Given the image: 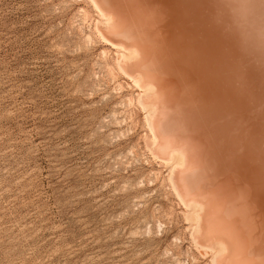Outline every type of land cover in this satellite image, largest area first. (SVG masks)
Instances as JSON below:
<instances>
[{"label": "rangeland", "instance_id": "rangeland-1", "mask_svg": "<svg viewBox=\"0 0 264 264\" xmlns=\"http://www.w3.org/2000/svg\"><path fill=\"white\" fill-rule=\"evenodd\" d=\"M99 1L0 0V264H264V0ZM166 114L181 128L163 132ZM214 213L237 241L216 237Z\"/></svg>", "mask_w": 264, "mask_h": 264}, {"label": "bare ground", "instance_id": "bare-ground-1", "mask_svg": "<svg viewBox=\"0 0 264 264\" xmlns=\"http://www.w3.org/2000/svg\"><path fill=\"white\" fill-rule=\"evenodd\" d=\"M174 1H176V0H174ZM180 1V0H179ZM98 2H101V1H99L98 0ZM174 3H176V6H178V4H177V1L176 2H174ZM186 3V2H185ZM184 4V3H183ZM94 5V4H93ZM99 5H101V4H99ZM156 6H158V5H156ZM204 6V5H203ZM103 7V5H101V8ZM179 7V6H178ZM176 8V7H175ZM187 8V7H186ZM186 8H185V10H186ZM189 8L191 9V7L189 6ZM188 8V9H189ZM106 9V12H107V10L109 11V8H105ZM104 8H103V11L105 10ZM180 9H181V7H180ZM111 10V9H110ZM173 10H175V9H173ZM173 10H171V11H173ZM182 10V9H181ZM181 10H179V11H181ZM115 11V10H114ZM178 11V12H179ZM191 11V10H190ZM189 11V12H190ZM206 11H209V10H206ZM111 12V11H110ZM174 12H176V11H174ZM113 13V12H112ZM206 13V12H205ZM113 14H115V13H113ZM176 14V13H175ZM193 14V13H192ZM204 14V13H203ZM208 14V13H207ZM120 15V14H119ZM118 15V16H119ZM177 15V14H176ZM182 15V14H181ZM124 16V15H123ZM174 16V15H173ZM184 16V15H183ZM204 16H206V15H204ZM203 16V17H204ZM120 17V16H119ZM176 17V16H175ZM122 18H124V17H122ZM126 18V17H125ZM161 18V17H160ZM177 18H178V16H177ZM179 18H181V16L179 17ZM113 19V18H112ZM187 19V18H186ZM121 20V19H120ZM128 20V19H127ZM127 20H125L124 19V22L125 21H127ZM188 20H191V19H188ZM107 21V20H106ZM178 21H179V19H178ZM183 22H184V20H182ZM194 22H198V21H195V20H193ZM192 21V22H193ZM204 21H206L205 19H204ZM177 22V21H176ZM186 22H188V21H186ZM185 22V23H186ZM201 22V21H200ZM122 23V22H121ZM173 23V22H172ZM181 23V22H180ZM109 24V23H108ZM126 24V23H125ZM200 25H201V23H199ZM184 26H187V25H184ZM194 26H196L195 24H194ZM210 26V25H209ZM110 27V26H109ZM156 27V26H155ZM180 27H182L183 28V26H182V24L180 25ZM197 28H198V26H196ZM176 29L178 28V27H175ZM186 28H188V27H186ZM192 28H194V27H192ZM201 28L199 27L198 28V31L200 30ZM192 30H195V29H192ZM187 31V30H186ZM176 32V31H175ZM190 32V31H189ZM115 33L117 34V35H119V36H121V37H123L124 39H136L137 38V34L139 33V28L137 27V26H130V27H128V26H124V27H121V29L119 28H115ZM190 33H192V32H190ZM196 33V32H195ZM116 34H114L115 36H116ZM189 34V33H188ZM202 34V33H201ZM180 35H183L182 33H180ZM199 36V35H198ZM109 37V36H108ZM187 37V36H186ZM225 37V36H224ZM110 38V37H109ZM264 38V37H263ZM262 38V39H263ZM110 39H112L113 40V38H110ZM120 38H118V40H119ZM122 40V39H121ZM185 40V39H184ZM111 41V40H110ZM114 41V40H113ZM122 42H124V43H122L123 45H128V43H132V41L131 42H125L124 40H122ZM125 43H127V44H125ZM184 43H185V41H184ZM188 43V42H187ZM192 43V42H191ZM206 43V42H205ZM220 44L222 43V42H219ZM118 44V43H117ZM179 44V43H178ZM223 44H224V42H223ZM131 45V44H130ZM133 45H137V43L136 44H133ZM132 45V46H133ZM145 45V44H144ZM147 45V44H146ZM173 45V44H172ZM192 45V44H191ZM239 45V44H238ZM142 46V45H141ZM203 45H201V47H202ZM204 46H206V45H204ZM134 47V46H133ZM170 47V46H169ZM128 48V47H127ZM137 48H139V46L137 47ZM143 48V47H142ZM164 48H166V47H164ZM203 48V47H202ZM208 48V47H207ZM146 48H144V50H145ZM189 49V48H188ZM211 49V48H210ZM227 49V48H226ZM237 49V48H236ZM141 49H139V51H140ZM147 50V49H146ZM145 50V51H146ZM181 50V49H180ZM212 50H214V49H212ZM145 51H141V53H144ZM177 51V50H176ZM207 51H209V50H207ZM147 52H148V50H147ZM146 52V53H147ZM163 52V51H162ZM203 51H201V53H202ZM214 52V51H213ZM216 52H217V50H216ZM227 52H229V51H227ZM120 53V52H119ZM139 53V52H138ZM140 53V54H141ZM146 53H144V56H148V54H150V53H148V54H146ZM207 52H204V54H206ZM212 53V52H211ZM220 53H222V52H220ZM167 54V53H166ZM179 54V53H178ZM186 54V53H185ZM197 54V53H196ZM196 54H192V56L193 55H196ZM228 54H230V53H228ZM135 55V54H134ZM137 55H139V54H137ZM143 55V54H142ZM190 55V54H189ZM150 56V55H149ZM178 56V55H177ZM222 56H223V54H222ZM231 56H234V55H231ZM238 56H240V55H238ZM165 57V56H164ZM171 57H173V56H171ZM170 57V58H171ZM194 57H196V56H194ZM200 57V56H199ZM215 57H216V55H215ZM214 57V58H215ZM230 57V56H229ZM237 57V56H236ZM141 58V60L139 61L140 63H139V65L141 64V63H143L142 62V60H144V59H142V57H139V59ZM160 58H162V57H160ZM193 58V57H192ZM204 58V57H203ZM202 58V59H203ZM205 58H208L207 56H205ZM211 58H213V56L212 57H210V59ZM239 58V57H238ZM138 59V60H139ZM183 59V58H182ZM222 59H224V58H222ZM123 60V59H122ZM138 60H137V62H138ZM147 60H148V58H147ZM146 60V61H147ZM177 60H179V59H177ZM187 60H188V58H187ZM194 60V59H193ZM228 60V59H227ZM205 61H207V60H204L203 62H205ZM218 62H219V60H217ZM134 63H137V62H135V61H133ZM164 62V61H163ZM162 62V63H163ZM165 62H167V61H165ZM174 62V61H173ZM211 62V61H210ZM239 62V61H238ZM128 63H129V61H128ZM127 63V64H128ZM201 63H202V60H201ZM205 63H207V62H205ZM212 63H214V62H211V64ZM131 64H133L132 62H131ZM164 64L165 63H163V67H164ZM179 64V63H178ZM177 64V65H178ZM193 63H190V65H192ZM226 64V63H225ZM228 64V63H227ZM121 65V64H120ZM130 65V64H129ZM134 65V67L136 68V69H138L137 68V64H133ZM133 65H131V67L134 69V67H133ZM165 65H167V64H165ZM180 65V64H179ZM186 65H188V64H186ZM207 64H205V66H206ZM220 65H222V64H220ZM231 65V64H230ZM170 68H171V65H168ZM168 66H167V68H168ZM196 66H197V64H196ZM196 66H195V68H196ZM199 66H201V65H199ZM217 66V65H216ZM215 66V67H216ZM128 67V66H127ZM183 67V66H182ZM181 67V70L180 71H182V68ZM191 67V66H190ZM209 67V66H208ZM212 67V66H211ZM221 67V66H220ZM231 67V66H230ZM237 67V66H236ZM244 67V66H243ZM184 68H186V67H184ZM194 68V69H195ZM216 68H218V67H216ZM248 68V67H247ZM246 68V69H247ZM124 69H126V68H124ZM135 69V70H136ZM172 69H174V68H172ZM177 70H179V67L178 68H176ZM194 69H191V70H194ZM203 69H206V67L205 68H203ZM209 69V68H208ZM251 69H253V68H251ZM177 70H174V72H172L171 71V69H169V71L168 72H172V73H174V74H170V75H168V76H170V77H172L173 79H176L175 78V76H176V74H175V72L177 71ZM187 70V69H186ZM198 70H200V69H198ZM196 71V70H194V72H198L199 73V71ZM207 70V69H206ZM219 70V69H218ZM226 70V69H225ZM231 70V69H230ZM244 70V69H243ZM250 70V69H249ZM254 70V69H253ZM258 70H260V69H258ZM145 71V70H144ZM188 71H190V70H188ZM227 71H229V70H227ZM227 71H226V73H227ZM245 71V70H244ZM254 71H256V70H254ZM136 72H138V71H136ZM140 72V71H139ZM142 72V71H141ZM162 72V71H161ZM258 72H261V71H258ZM145 73H148V71L147 72H145ZM144 73V74H145ZM189 73H191V72H187V74H189ZM197 73V74H198ZM250 73H252V72H249V74ZM200 74V73H199ZM257 74V73H256ZM255 74V75H256ZM152 75V74H151ZM154 75H155V73H154ZM172 75H175V76H172ZM189 75H191V74H189ZM215 75V74H214ZM254 75V73H252L251 74V76L250 77H252ZM254 75V76H255ZM141 76V75H140ZM150 76V75H149ZM162 76V75H161ZM167 76V77H168ZM193 75H191L190 77H192ZM209 75H207V78H209L208 77ZM226 76V75H225ZM260 76V75H259ZM163 77H165V76H163ZM169 77V78H170ZM178 77H180V76H177V78ZM203 77V76H202ZM229 77H231L232 78V75L230 74V76ZM249 77V76H248ZM133 78H134V76H133ZM158 77H156V79H157ZM160 78V77H159ZM158 78V79H159ZM183 78H185V77H183ZM193 78H195V77H193ZM193 78H191V79H193ZM198 78V77H197ZM243 78V77H242ZM245 78H247V77H245ZM244 78V79H245ZM155 79V78H154ZM157 79V80H158ZM205 79V78H204ZM234 79H236V78H234ZM249 78H247V79H245V80H248ZM256 79H257V77H256ZM153 80V79H152ZM160 80V79H159ZM187 80V79H186ZM185 80V81H186ZM207 80V79H206ZM210 80V79H209ZM245 80H243V82L245 81ZM252 80V79H251ZM191 81H193V80H191ZM190 81V82H191ZM217 81H220L219 79H217ZM238 81V80H237ZM137 83H140L141 82V80L140 79H137V81H136ZM177 82H181V78L179 79V80H177ZM183 82V81H182ZM208 82V81H207ZM206 82V83H207ZM215 82H216V80H215ZM255 82H257V80H255ZM145 83V82H144ZM184 83V82H183ZM189 83V82H188ZM221 83H225V82H221ZM247 83H253V81H250V82H247ZM156 84H159V82L158 83H156ZM156 84H154V83H151V84H149V85H147L146 87L147 88H149V90H151V91H155L156 89H158L157 88V86H159V88H161V87H164V83L162 84H160V85H163V86H160V85H157L156 86ZM185 84V83H184ZM190 84V83H189ZM199 84V83H198ZM203 84H205V83H203ZM208 84H211V82L210 83H207V84H205V86L206 85H208ZM213 84H214V81H213ZM237 84H239V82L237 83ZM183 84H181V86H182ZM186 85H188V84H186ZM192 85H194V83L192 84ZM217 84H215V86H216ZM220 85V83L218 84V86ZM225 85L226 84H224V87H225ZM234 85V84H233ZM256 85H257V83H256ZM140 86V85H139ZM169 86V85H168ZM178 86V85H177ZM181 86H179V88L181 87ZM199 86V85H198ZM205 86H203V87H205ZM199 87H201V86H199ZM209 87L210 86H208V88L207 89H209ZM212 87H213V85H212ZM223 87V86H222ZM222 87H221V89H222ZM236 87H238V86H236ZM235 87V88H236ZM252 87V86H251ZM214 88V87H213ZM217 88L218 87H216V90H217ZM245 88H246V86H245ZM249 88V87H248ZM143 89V88H142ZM163 89V88H162ZM167 89H169V87L168 88H166V89H163V93H165V95L163 94V98H162V100L165 98L164 96H166V95H168V94H170V93H172L171 91H169V93H166V92H164L165 90L167 91ZM171 89V88H170ZM176 89V88H175ZM175 89H174V91H175ZM145 90V89H144ZM199 90H201V88L199 89ZM227 90H229V89H225V91H222V93L224 92H227ZM234 90V89H233ZM232 90V91H233ZM250 90H252V88H250ZM262 90H264V89H262ZM211 91H214V90H211ZM235 91V90H234ZM240 90H238L237 91V93L239 92ZM248 91V90H247ZM252 91H254V90H252ZM144 92V91H143ZM208 92H210V91H208ZM255 92V91H254ZM253 92V93H254ZM156 93V92H155ZM186 93V92H185ZM207 93V92H206ZM205 93V94H206ZM211 94H215V93H217V92H210ZM230 93H235V92H230ZM243 93V92H242ZM159 94V93H158ZM263 94H264V92H263ZM176 95V94H175ZM222 96V99L224 100V97H227V96H229V95H226V96H224L223 94H221ZM231 95H233V94H231ZM235 95H237V94H234L233 96V98H237V97H235ZM253 95V94H252ZM257 95V94H256ZM161 96V95H160ZM195 96V95H194ZM247 97L246 95H243V96H239L238 98H239V100L241 99V101L243 100V98L242 97ZM168 97V96H167ZM169 97H170V95H169ZM168 97V98H169ZM191 97H193V96H191ZM197 96H195V98H196ZM198 97H200V96H198ZM214 97V95H212V98ZM232 97V96H231ZM250 96H248L247 98H249ZM149 98V97H148ZM232 98V99H233ZM158 99V98H157ZM166 100H168L167 98H165ZM181 99H182V97H181ZM194 99V98H193ZM252 99V98H251ZM151 100H152V98H151ZM219 100H220V98H219ZM231 100V99H230ZM234 100V99H233ZM248 100H250V99H248ZM146 101H148V100H146ZM170 101V100H169ZM178 101V100H177ZM176 101V102H177ZM222 101V100H221ZM247 101V100H246ZM264 101V100H263ZM171 102V101H170ZM206 102V101H205ZM216 102V101H215ZM226 102H229V101H226ZM232 102H234V101H232ZM231 102V103H232ZM139 103H140V101H139ZM146 103V102H145ZM155 103V102H154ZM158 103V102H157ZM163 103L164 102H162V105H163ZM181 103H183V102H181ZM207 103V102H206ZM241 103H246L245 101L244 102H241ZM248 103H250V102H248ZM140 104H142V103H140ZM171 104H173V103H171ZM176 104V103H175ZM219 104H220V102H219ZM226 104V103H225ZM224 104V106H226ZM261 104V103H260ZM153 105V104H152ZM165 105H167L166 103H165ZM249 105V104H248ZM159 107H160V105H158ZM157 106V107H158ZM227 106H229V103H228V105ZM231 106V105H230ZM229 106V107H230ZM236 106H238V105H236ZM236 106L235 107H233V108H236ZM243 106V105H242ZM251 106V105H250ZM257 106V105H256ZM143 107L146 109V105H143ZM173 107V106H172ZM210 107V106H209ZM244 107V106H243ZM247 106H245V108H246ZM169 108H171V107H169ZM169 108H167L168 110H167V112H171V111H173V110H170L169 111ZM175 108V107H174ZM208 108V107H207ZM224 109H225V107H223ZM222 108V109H223ZM242 108V107H241ZM240 108V109H241ZM244 108V109H245ZM254 108V107H253ZM201 109V108H200ZM216 109V108H215ZM165 110V109H164ZM239 110V109H238ZM210 111V110H209ZM220 111V110H219ZM231 112H232V109L230 110ZM246 111H249V109L248 110H246ZM164 112V111H163ZM166 112V111H165ZM226 112V111H225ZM240 112H242V114L244 113L243 112V110H240ZM201 113V112H200ZM218 113V112H217ZM227 113V112H226ZM234 113V112H233ZM249 113V112H248ZM164 114V113H163ZM223 114V113H222ZM221 114V115H222ZM149 115V114H148ZM210 115H213V114H209V116ZM244 115V114H243ZM242 115V116H243ZM156 116V115H155ZM217 117H219V114H217L216 115ZM235 116V115H234ZM249 116V115H248ZM247 116V117H248ZM233 117V116H232ZM244 117V116H243ZM150 118V117H149ZM149 118H148V116H146L145 117V119H146V121H147V124H148V126H149V129H150V131H151V134H152V136H153V138H154V140L156 139V135H155V131L157 132L158 131V129H157V125L155 126L156 127V129L157 130H153V128H150V123H149ZM181 118V117H180ZM227 118V117H226ZM256 118V117H255ZM209 119V118H208ZM218 119H220V118H218ZM237 119H238V116H237ZM243 119V118H242ZM162 121H161V124H160V129L163 131V132H174L175 130H177V129H179V128H181V124H179V122H178V119H176V118H174V117H171V116H168V114H166V115H164V117H163V119H161ZM236 120V119H235ZM151 121H153L152 119H151ZM227 121V120H226ZM241 121H243V120H241ZM211 122V121H210ZM158 123V122H157ZM218 124V123H217ZM252 124V123H251ZM262 124V123H261ZM214 125V124H213ZM198 126V125H197ZM202 126H205V125H202ZM201 126V127H202ZM207 126V125H206ZM205 126V127H206ZM246 126V125H245ZM255 126V125H254ZM257 126V125H256ZM261 126V125H260ZM190 126H187V128L188 129H190L189 128ZM200 127V126H199ZM212 127V126H211ZM232 127V126H231ZM254 128H258V127H254ZM209 129V128H208ZM259 129V128H258ZM191 130V129H190ZM190 130H188V132L190 131ZM211 130H212V128H211ZM253 130V129H252ZM206 131V130H205ZM255 131V130H254ZM208 132H210V131H208ZM213 132V131H212ZM218 132V131H217ZM224 132H227V131H224ZM206 133V132H205ZM157 134V133H156ZM198 134H201V133H198ZM177 135V134H176ZM195 136H196V134H194ZM173 136V135H172ZM172 136L170 137V138H172ZM183 136H185V135H183ZM182 135H181V137L183 138V142H184V140H186V139H184V137H183ZM186 136H188V135H186ZM197 136H199V135H197ZM201 136V135H200ZM199 136V137H200ZM211 136V135H210ZM168 137H169V135H168ZM167 137V138H168ZM174 137H176L175 135H174ZM178 137H180V135L178 136ZM176 138V140H177V143H176V141L175 142H173V144H177V146H178V141H182V139H180V138ZM189 137H190V135H189ZM192 137V136H191ZM191 137H190V139H191ZM166 138V137H165ZM186 138H188V137H186ZM202 138H204V137H202ZM158 139V138H157ZM173 139V138H172ZM171 139V140H172ZM179 139V140H178ZM190 139H189V142H185L186 143V145H189L188 143H191V142H195L196 140H194L193 139V141H190ZM223 139V138H222ZM170 142H171V140L170 139H168ZM199 140V139H198ZM203 140V139H202ZM215 140V139H214ZM214 140H212V141H214ZM160 141V140H159ZM173 141V140H172ZM187 141V140H186ZM155 142V141H154ZM183 142H181V143H183ZM202 142H204V141H202ZM184 143V144H185ZM173 144H172V142L170 143V145H172L173 146ZM191 144H193V143H191ZM182 145V144H181ZM195 145H197V144H195ZM207 145V144H206ZM226 145V144H225ZM228 145V144H227ZM169 146V145H168ZM190 146V145H189ZM192 147H193V145H191ZM191 146H190V148H191ZM170 147V146H169ZM174 147V146H173ZM179 147H181L180 145H179ZM179 147H178V149H176V147H175V149L176 150H179ZM188 147V146H187ZM202 147V146H201ZM216 146H213V148H215ZM220 147V146H219ZM222 147V146H221ZM169 149V148H168ZM167 149V150H168ZM171 149V148H170ZM173 149V148H172ZM181 149V148H180ZM204 149V148H203ZM218 149V148H217ZM187 150V149H186ZM196 150V149H195ZM239 150V149H238ZM194 150H192V151H189L188 153H190L189 154V156H190V158H193V157H191L192 155V153L191 152H193ZM233 151H235V150H233ZM187 152V151H186ZM205 152V151H204ZM204 152H202V153H204ZM207 152H209V151H207ZM243 152H245V151H243ZM219 153V152H218ZM176 154H177V152H176ZM185 154H187V153H185ZM193 154L195 155V153L193 152ZM229 154V153H228ZM200 155H201V153H200ZM209 155V154H208ZM214 155L216 156V152H214ZM213 155V156H214ZM238 155H240V153H238ZM237 154H235V156H238ZM248 155V154H247ZM196 157H197V155H195ZM195 156H194V158H195ZM217 156H219V155H217ZM241 156V155H240ZM181 157V156H180ZM179 157V158H180ZM244 157H246V156H244ZM188 159H190L189 157H187ZM262 158V157H261ZM171 159H173V158H171ZM181 159V158H180ZM188 159L186 160V161H188ZM200 159V158H199ZM213 159V158H212ZM234 159H236L235 157H234ZM244 159V158H243ZM195 160V159H194ZM201 160V159H200ZM191 161H192V159H191ZM216 161H220L219 160V158H218V160H216ZM222 161H223V159H222ZM229 161V160H228ZM228 161H226V162H228ZM235 161V160H234ZM240 161V160H239ZM243 161V160H242ZM253 161V160H252ZM190 162V161H189ZM200 162V164L199 163H197V165H201L202 163V161H199ZM212 162H214V161H212ZM225 162V163H226ZM244 162V161H243ZM180 163H182V162H180ZM195 163H196V160H195ZM224 163V162H223ZM224 163V164H225ZM230 163V162H229ZM177 164V163H176ZM176 164H175V166H176ZM218 164H219V162H218ZM236 164V163H235ZM238 164V163H237ZM243 165V163H239L238 165L240 166V165ZM247 164V163H246ZM245 164V165H246ZM222 164H220V166H221ZM180 166V165H179ZM178 166V169L180 168V169H182L181 167H179ZM239 166H237V167H239ZM201 167V166H200ZM200 167H198V166H196L195 168H190L189 169V171H187V173L184 175V179H183V184H184V191H185V194L186 195H189L192 191H194V190H196V187H197V185L202 181V175H204V173H205V171L203 172V169H201ZM226 167V166H225ZM231 167V166H230ZM235 167V166H234ZM240 167H243V166H240ZM245 168L246 167H251V168H249L250 170L251 169H253V166H244ZM185 167H183V170H180L181 172L182 171H186V169H184ZM222 168H224V166L222 167ZM261 168V167H260ZM219 169H221V168H219ZM236 169V168H235ZM234 169V170H235ZM240 169H243V168H240ZM254 169H256V168H254ZM233 170V172H235L236 173V171H234ZM245 170V169H244ZM224 171V170H223ZM232 171V170H231ZM240 171H242V170H240ZM247 171V170H246ZM255 171V170H254ZM260 171V170H259ZM179 172V171H178ZM203 172V173H202ZM225 172V171H224ZM237 172H239V171H237ZM251 172V171H250ZM180 173V172H179ZM179 173H177L176 175H178ZM185 173V172H184ZM226 173V172H225ZM231 173V172H230ZM247 173H248V171L247 172H245V173H242L241 172V174H242V176H243V174H246L247 175ZM222 174V173H221ZM227 174H228V172H227ZM223 175V174H222ZM225 175V174H224ZM245 175V176H246ZM175 177H177V179H175V180H177L176 181V183H178L179 181H178V176H175ZM231 177V176H230ZM248 177V176H247ZM253 177H254V175H253ZM260 177H263V175H261ZM223 178H224V176H223ZM228 178V177H227ZM233 178H235V177H233ZM244 180L246 179V178H243ZM260 179V178H259ZM224 180V179H223ZM242 180V179H241ZM232 181V180H231ZM227 182V181H226ZM244 182V181H243ZM247 182V181H246ZM260 181H258V183H259ZM210 183V182H209ZM180 184V183H179ZM253 183L251 182L250 183V185H248V187L249 186H251ZM255 184H257V183H255ZM260 184V183H259ZM216 185H217V183H216ZM181 187V186H180ZM198 187H201V185H199ZM216 187H218V188H220V187H222V186H216ZM226 187V186H225ZM225 187H223V188H225ZM182 188V187H181ZM213 188H215L214 186H213ZM235 188V187H234ZM254 189L256 188V187H253ZM260 188H263V187H260ZM179 189V188H178ZM210 189V188H209ZM209 189H207V191L209 190ZM225 189H227L228 190V192L227 191H225L224 193H229L230 192V189L229 188H225ZM236 189V188H235ZM199 190H201V189H199ZM211 190V189H210ZM256 190H257V188H256ZM260 190H262L261 192L263 193L264 192V190L263 189H260ZM198 191V190H197ZM250 191L252 192V189H250ZM180 193V192H179ZM200 193V192H199ZM209 193V192H208ZM250 193V192H249ZM259 193V192H258ZM262 193H260V194H258V195H260V196H256V198L257 197H259L260 199H263L262 197H263V194ZM203 194V193H202ZM210 195H211V193H209ZM234 194V193H233ZM232 194V195H233ZM256 194V193H255ZM205 195V194H204ZM213 195V194H212ZM216 195V194H215ZM214 195V196H215ZM237 195H238V193H237ZM249 195H252V194H249ZM181 196H182V194H181ZM213 196V197H214ZM223 197V196H222ZM182 198V197H181ZM210 198H212V197H210ZM225 198V197H224ZM189 199V198H188ZM214 199H216V196H215V198ZM220 199V200H219ZM213 199H211V201H212ZM216 200H219V201H221V198H219L218 196H217V199ZM216 200H213V201H215L220 207H222V205L219 203V202H217ZM224 200V199H223ZM222 200V201H223ZM233 200V199H232ZM254 200V199H253ZM257 200H259V199H257ZM256 200V201H257ZM184 202H185V200H183ZM261 201H263V200H261ZM183 202V203H184ZM187 202V201H186ZM225 202V201H224ZM227 202V201H226ZM259 202L260 201H258V203L257 204H255V205H259ZM253 203H255V201L253 202ZM262 203V206L264 207V202H261ZM191 204V203H190ZM197 204V203H196ZM225 204V203H224ZM244 204H246V203H244ZM254 205V206H255ZM261 206V205H260ZM256 207V206H255ZM261 208V207H260ZM199 209V208H198ZM201 209V208H200ZM219 210V209H218ZM237 210V209H236ZM195 211V210H194ZM194 211H192L193 213H195ZM198 211V210H197ZM220 211H221V209L219 210V213H220ZM259 211V210H258ZM262 211H264V208H263V210ZM211 212V211H210ZM213 212V211H212ZM193 213H191V214H193ZM222 213V212H221ZM263 213V215H264V212H262ZM229 212L228 211H224V215L227 217V216H229ZM194 215V217H195V214H193ZM233 217H236V216H233ZM232 218V217H231ZM238 218V217H237ZM221 219V220H220ZM219 219V217L218 216H216V214L214 213V214H212V231L214 232V234L216 235V237L217 238H219V239H221V240H223V239H225V240H228L229 242H233V241H235L236 240V238H235V240H233L232 241V239H234V238H232V236H233V234H234V232L235 231H233V233H232V235H230L231 234V230H233V229H230V227H225V226H229V223H231V222H229V221H231L230 220V218H229V220L227 221L226 219H223V218H220ZM240 219V218H239ZM259 219V218H258ZM201 220V219H200ZM226 220V221H225ZM261 220V219H260ZM195 221V220H194ZM196 221H198V219H197V217H196ZM254 221H258V220H254ZM209 222V221H208ZM224 222H228V223H226V225H224ZM200 224H202V222H200ZM199 224V225H200ZM208 224V223H207ZM264 224V223H263ZM239 225V224H238ZM237 226V225H236ZM261 226H262V224H261ZM253 227H254V225H253ZM202 228H203V226H202ZM242 228V227H241ZM264 228V227H263ZM251 229V228H250ZM254 229V228H253ZM229 231V232H228ZM237 231V230H236ZM257 231H259V230H257ZM242 232H243V230H242ZM206 234V233H205ZM239 234V233H238ZM238 234H236L237 236H238ZM243 234V233H242ZM249 235V234H248ZM237 236H235V237H237ZM243 236H245V235H243ZM246 237V236H245ZM262 237V236H261ZM238 239V238H237ZM247 239H249V238H247ZM224 241V240H223ZM237 241V240H236ZM264 241V240H263ZM213 242V241H212ZM218 244V243H217ZM223 244V243H222ZM234 245H235V243H233ZM237 244H239V242L237 243ZM263 244H264V242H263ZM228 246H230L231 244H227ZM241 245V244H240ZM247 245H248V243H247ZM233 246V245H232ZM249 246V245H248ZM221 247V246H220ZM224 247V246H223ZM242 247V246H241ZM230 248V247H229ZM232 249H233V247H231ZM253 248V247H252ZM218 249V248H217ZM214 250V249H213ZM219 250V249H218ZM227 251V250H226ZM230 251H232V250H230ZM215 252V251H214ZM258 253V252H257ZM233 254V253H232ZM222 255V251H218L217 253H216V258H218V257H220ZM231 255V254H230ZM233 256V255H232ZM233 257H235V256H233ZM233 257H231V259H233ZM247 257V256H246ZM250 257V256H249ZM248 257V258H249ZM253 257V256H252ZM215 258V259H216ZM230 259V260H231ZM234 260V259H233ZM233 260H231L233 263L234 262H236V261H233ZM256 260V259H255ZM216 261H217V259H216ZM218 263V262H217ZM256 263V262H255ZM254 263V264H255ZM232 264V263H231Z\"/></svg>", "mask_w": 264, "mask_h": 264}]
</instances>
